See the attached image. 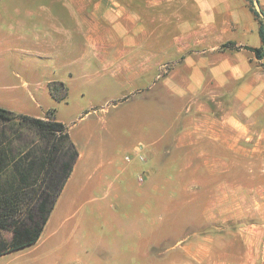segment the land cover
<instances>
[{
	"label": "crops",
	"instance_id": "obj_1",
	"mask_svg": "<svg viewBox=\"0 0 264 264\" xmlns=\"http://www.w3.org/2000/svg\"><path fill=\"white\" fill-rule=\"evenodd\" d=\"M251 1L58 0L41 7L44 11H59L44 17L49 42L62 43L65 53H80L85 68L99 64V68L94 70V74H97L94 79L102 87L134 85L135 88L150 89L151 85H157L156 80L159 82L158 88L154 87V91H150L144 99L157 102L159 106L172 107V118L167 122L165 137L162 132L156 134L153 131L150 142L135 146L132 149L134 153H127L124 157L123 162L131 168V173L138 166L143 169L142 175H136L138 184L148 183V186L161 188V175L156 177V158L162 154L163 148L169 155H185L190 170L217 169L220 174L219 170L225 169L227 122L237 136H242V130L247 129L243 121L251 119L255 114L264 115V58L259 59L253 50L264 48V43L260 34L261 21L252 9ZM259 1L264 11V0ZM13 10L17 23L22 27L27 23L24 18L33 16L32 8H25L23 12L21 6L17 5ZM226 105L232 108L226 111ZM204 106L218 107L217 113L211 115L217 124L216 128L203 124L200 111L211 113L210 110H204ZM35 117L44 118L45 115ZM54 119L64 123L57 117ZM69 134L79 155L40 238L33 244H45L48 249L41 259L47 263L55 259L61 261L60 264H103L104 259L91 254L89 249L93 242L100 244V248L104 244L117 242L115 231L121 234L124 231L132 232L140 248H136L135 257L144 258L148 253L143 242L150 237H154L153 242L159 240L160 227L156 228L155 225L148 230H126L90 223L93 217L89 214H93L95 219L96 209L104 212L102 204L91 206L88 211L92 212L85 213L81 204L75 207L73 203L69 211L62 212V197L72 181L76 182L80 175L88 171V162L92 160L91 154L95 151L89 150L87 141L83 142L70 131ZM165 138H173L175 146L168 145L166 140L161 149ZM197 138L212 139L217 144L219 155L215 167L209 165L211 147L197 145ZM220 154L223 159L221 163ZM190 162L197 163L194 169V166L187 164ZM101 166L100 162L94 170L91 169L86 177L88 181L81 187L82 191L93 194L90 202L104 200L108 195L107 186L112 185L107 181L106 173L100 171ZM163 178L172 180L170 174ZM179 180L181 178H176L178 183L175 185L186 183ZM85 218L89 219L88 223H85ZM262 234L261 230L255 229L246 235L247 252L243 255L240 249L232 260L211 258L209 242L197 245L191 242L184 247H177L179 249L171 255L169 264H264V251L261 250L260 242ZM71 246L73 250H69ZM22 250L1 255L0 264H14L13 256ZM216 250L218 252L220 249ZM52 252H57V255ZM148 260L151 257L147 256ZM143 263L147 264L146 261ZM155 264L163 263L159 261Z\"/></svg>",
	"mask_w": 264,
	"mask_h": 264
},
{
	"label": "rangeland",
	"instance_id": "obj_2",
	"mask_svg": "<svg viewBox=\"0 0 264 264\" xmlns=\"http://www.w3.org/2000/svg\"><path fill=\"white\" fill-rule=\"evenodd\" d=\"M56 1L0 0V106L17 114L45 115L47 120L57 117L72 135L87 141L89 150H95L88 162V171L76 182L72 181L62 197V212L69 211L73 203L75 207L81 204L85 213L92 212L88 211L91 206L102 204L104 212L96 209L95 219L89 214L93 217L90 223L126 230L160 227L159 240L153 242L154 237H150L143 242L146 255L151 257L148 261L154 264L159 261L169 264L171 255L191 242L195 245L209 242L211 258L232 260L240 249L243 255L247 252L246 235L255 229L263 233L260 242L264 251V115L255 114L243 121L247 129L242 130V136H237L227 122L225 169H220V174L217 169L190 170L185 155L165 153L166 140L168 145L175 146L173 138H165L160 146L164 151L156 158V177L161 175V188L148 186V183L138 184L136 175H142L143 169L138 166L131 173L123 159L127 153H134L135 146L150 142L151 132H162L165 137L172 107L144 99L157 87V80V85H151L150 89L135 88L134 85L102 87L94 79L97 78L94 70L99 64L85 68L80 53H65L62 43H50L44 17L59 11H44L41 7ZM17 5L23 12L25 8L33 9V16L24 18L27 23L23 27L17 23L13 10ZM224 108L228 111L232 106ZM203 109L211 111H200L203 124L216 128L211 115L217 113L218 107L204 106ZM11 125L24 134L23 140L36 138L32 130L18 121ZM195 142L211 147L209 165L215 167L219 155L215 141L197 138ZM21 143L17 141V144ZM187 156L191 157V154ZM221 157L222 154L220 163ZM100 162V171L106 173L107 181L112 185L107 186L108 195L104 200L90 202L93 194L82 191L81 187L88 181L86 177L91 169ZM187 164L194 166L193 169L197 165ZM166 174L171 175V181L163 178ZM176 178L188 184L175 185L178 183ZM84 221L88 223L89 219ZM115 232L117 242L104 244L102 248L93 242L90 253L101 256L103 264H144L145 261L149 264L147 256L135 257L138 246L132 232ZM217 248L220 249L218 252ZM47 250L45 244L27 246L13 256L14 264H60L61 261L55 259L51 263L41 259ZM69 250H73V246ZM52 253L57 255V252Z\"/></svg>",
	"mask_w": 264,
	"mask_h": 264
},
{
	"label": "trees",
	"instance_id": "obj_3",
	"mask_svg": "<svg viewBox=\"0 0 264 264\" xmlns=\"http://www.w3.org/2000/svg\"><path fill=\"white\" fill-rule=\"evenodd\" d=\"M251 5L261 21L264 43V19L252 1ZM253 50L264 58L263 47ZM14 121L32 130L36 138L23 140L24 134L10 126ZM78 155L61 121L0 106V256L37 242Z\"/></svg>",
	"mask_w": 264,
	"mask_h": 264
},
{
	"label": "water",
	"instance_id": "obj_4",
	"mask_svg": "<svg viewBox=\"0 0 264 264\" xmlns=\"http://www.w3.org/2000/svg\"><path fill=\"white\" fill-rule=\"evenodd\" d=\"M254 8L259 13V15L264 19V11L262 9V6L260 4L259 0H253Z\"/></svg>",
	"mask_w": 264,
	"mask_h": 264
}]
</instances>
